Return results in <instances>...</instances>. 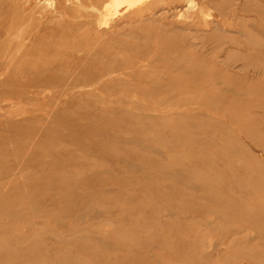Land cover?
<instances>
[{"label":"rangeland","instance_id":"374dc122","mask_svg":"<svg viewBox=\"0 0 264 264\" xmlns=\"http://www.w3.org/2000/svg\"><path fill=\"white\" fill-rule=\"evenodd\" d=\"M55 1L0 0V264H264V0H197L183 17L186 0H145L111 29L94 7L113 0Z\"/></svg>","mask_w":264,"mask_h":264},{"label":"bare ground","instance_id":"6f19581e","mask_svg":"<svg viewBox=\"0 0 264 264\" xmlns=\"http://www.w3.org/2000/svg\"><path fill=\"white\" fill-rule=\"evenodd\" d=\"M48 1H49V2H48V4H49V3L51 2V0H48ZM63 1H64V0H63ZM79 1H80V0H79ZM97 1H98V0H97ZM142 1H145V0H113L112 3H109V5L107 4V5H104V6H96V7H94V9L97 10L98 12H100V14H101L100 19L98 20V24H99V25H102V27H103V26H105V27H109L112 18H114L115 16H117V15L119 14V12H120V7H121V6H123V5L126 6V10H125V12H127V11H128V12H129V11L131 12V10H133V11L141 10V5H142V4H141V5H139V4L142 3ZM156 1H157V0H156ZM201 1H202V0H201ZM207 1L210 2L211 0H210V1L207 0ZM255 1H256V0H255ZM45 2H46V1H45ZM55 2L57 3L58 1L56 0ZM55 2H54V3H55ZM68 2H69V1H68ZM153 2H155V0H154ZM167 2H168V1L166 0L165 3H167ZM211 2H212V1H211ZM65 3H66V2H65ZM96 3H98V2H96ZM206 3H207V2H206ZM44 4H45V3H44ZM52 4H53V3H52ZM57 4H58V3H57ZM93 4H94V3H93ZM149 4H150V3H149ZM149 4H148V6L150 7L151 5H149ZM210 4H211V3H210ZM256 4H257V3H256ZM256 4H255V5H256ZM50 5H51V3H50ZM54 5H55V4H54ZM58 5H59V4H58ZM66 5H67V3H66ZM174 5H175V4H174ZM181 5H182V4H181ZM201 5H202V4H201ZM201 5H200V7H201ZM211 5H212V4H211ZM262 5H263V4H262ZM40 6H41V5H40ZM42 6H43V5H42ZM52 6H53V5H52ZM55 6H56V5H55ZM60 6H63V5H59V7H60ZM125 6H124V7H125ZM176 6H177V5H176ZM176 6H175V7H176ZM59 7H58V8H59ZM74 7H75V6H74ZM90 7H92L91 9H93V6H90ZM109 7H113V8H114V12L111 13V14H109V15L104 14L103 11H104L105 9H108ZM145 7L147 8V6H145ZM198 7H199V4H198L197 0H186L185 5H183V7L180 8V9L183 11V12L181 13V16L183 17V15H185L186 13H190V12H193V11H194V13H197L196 10L198 9ZM206 7H207V5H206ZM210 7H211V6L209 5V9L211 10L212 7H211V8H210ZM260 7H261V6H260ZM44 8L46 9V8H48V6H46V7L44 6ZM53 8H54V7H53ZM58 8H55V10H56V9L58 10ZM87 8H89V7H87ZM176 8H177V7H176ZM178 8H179V7H178ZM213 8H214V7H213ZM257 8H258V7H257ZM263 8H264V6H263ZM41 9H42V7H41ZM45 9H44V10H45ZM76 9H77V8H76ZM164 9H165V8H164ZM216 9H217V8H216ZM254 9H255V7H254ZM42 10H43V9H42ZM42 10H41L40 12H42ZM44 10H43V11H44ZM60 10L62 11V7L60 8ZM78 10H79V9H78ZM84 10H85V9H84ZM87 10H89V9H87ZM145 10H146V9H145ZM175 10H176V9H175ZM255 10H256V9H255ZM61 11H59V12L61 13ZM63 11H64V10H63ZM133 11H132V12H133ZM161 11H163V10H161ZM165 11H166V10H165ZM168 11H169V9H168ZM168 11H167V12H168ZM170 11H171V10H170ZM173 11H174V10H173ZM197 11H198V10H197ZM205 11H208V10H205ZM256 11H257V10H256ZM260 11H261V10H260ZM45 12H46V11H45ZM51 12H52V11H51ZM123 12H124V11H123ZM123 12H122V13H123ZM154 12H155V11H154ZM57 13H58V11H57ZM62 13H64V12H62ZM62 13H61V14L58 13L59 16H57V17H60V15H61V16L65 15V14H62ZM120 13H121V12H120ZM157 13H158V12H157ZM169 13H170V12H169ZM172 13L175 14V12H172ZM209 13H210V12H209ZM43 14H44V12H43ZM46 14H47V16H48V13H47V12H46ZM66 14H67V13H66ZM160 14H161V13H160ZM160 14H158V15H160ZM179 14H180V13H179ZM259 14L261 15V13H259ZM155 15H157V14L155 13ZM161 15H162V14H161ZM197 15H198V13H197ZM45 16H46V15H45ZM49 16H50V14H49ZM146 16H147V15H146ZM178 16H179V15H178ZM195 16H196V15H195ZM205 16H206V15H205ZM210 16H212V15H210ZM53 17H54V18L56 17L55 14L53 15ZM69 17H70V15H69ZM71 17H72V16H71ZM122 17H123V16H122ZM142 17H143V16H142ZM154 17H155V16H154ZM174 17H175V16H174ZM48 18H49V17H48ZM48 18H47V19H48ZM62 18H63V17H62ZM91 18H92V17H91ZM148 18H149V16H148ZM156 18H157V17H156ZM172 18H173V15H172ZM208 18H209V16H208ZM49 19H50V18H49ZM65 19H67V18H65ZM118 19H119V18H118ZM135 19L137 20V18H135ZM139 19H142V20H148L147 24L149 23V20H150V19L152 20V18H150V19L139 18ZM153 19H154V18H153ZM168 19H169V18H168ZM179 19H180V16H179ZM213 19H215V18L212 17V20H213ZM57 20H58V19H57ZM57 20H56V21H57ZM69 20H70V19H68L67 21H69ZM119 20H120V19H119ZM151 20H150V21H151ZM172 20H173V19H172ZM46 21H47V20H46ZM49 21H50V20H49ZM51 21H52V19H51ZM53 21H54V20H53ZM65 21H66V20H65ZM169 21H170V20H169ZM169 21H168V23H169ZM70 22L73 23L72 20H71ZM117 22H118V21H117ZM155 22H156V21H155ZM163 22H164V21H163ZM165 22H166V21H165ZM172 22H173V21H172ZM211 22H212V21H211ZM211 22H210V24H211ZM55 23H57V22H54V25H55ZM114 23H115V22H114ZM126 23H127V22H126ZM145 23H146V21H145ZM145 23H144V24H145ZM151 23L154 25V20H153V22H151ZM151 23H150V24H151ZM161 23H162V22H161ZM68 24H69V23H68ZM127 24H128V23H127ZM127 24H126V25H127ZM130 24H131V23H130ZM156 24H157V23H156ZM156 24H155V26L157 27ZM202 24H203V26H204V23H202ZM208 24H209V23H208ZM69 25H70V24H69ZM77 25H78V24H77ZM85 25H86V24H85ZM85 25H83V26L85 27ZM113 25H114V24H113ZM113 25H112V26H113ZM132 25H133V24H132ZM212 25H214V24H212ZM55 26H56V25H55ZM121 26H122V25H121ZM123 26H124V25H123ZM123 26H122V27H123ZM147 26H148V25H147ZM155 26H154V27H155ZM158 26H161V25H158ZM162 26H165V25H162ZM167 26H168V25H167ZM214 26H215V25H214ZM214 26H213V27H214ZM60 27H61V26H60ZM60 27H59L58 29H60ZM105 27H104V28H105ZM122 27H121V30L124 31L125 29L122 28ZM134 27H135V26H134ZM144 27H145V26H144ZM148 27H149V26H148ZM148 27H145V28L149 29L150 27H149V28H148ZM151 27H152V26H151ZM154 27H153V28H154ZM210 27H211V26H210ZM76 28H77V27H76ZM109 28H110V27H109ZM112 28H115V27H112ZM119 28H120V27H119ZM145 28H144V30H145ZM167 28H168V27H167ZM167 28H166V29H167ZM169 28H170V27H169ZM176 28H178V27L176 26ZM185 28H186V27H185ZM185 28H184V29H185ZM193 28H194V27H193ZM110 29H111V28H110ZM156 29H157V28H156ZM163 29H164V28H163ZM171 29H173V28H171ZM174 29H175V28H174ZM23 30H24V28H23ZM95 30H96V28H95ZM101 30H104V29H101ZM107 30H108V29H107ZM114 30H115V29H114ZM161 30H162V27H161ZM161 30H160V31H161ZM177 30H178V29H177ZM181 30H182V29H181ZM187 30H188V29L186 28V31H187ZM189 30H190V29H189ZM208 30H209V29H208ZM111 31H112V30H111ZM118 31H119V30H118ZM154 31H155V30H154ZM173 31H174V30H173ZM173 31H172V32H173ZM179 31H180V30H179ZM179 31H178V32H179ZM184 31H185V30H184ZM184 31H183V32H184ZM190 31H191V30H190ZM193 31H194V30H193ZM193 31H192V32H193ZM220 31H222V30H220ZM99 32H100V31H99ZM99 32L97 33L98 35H99ZM107 32H108V31H107ZM107 32H105V33L107 34ZM125 32H128V31L125 30ZM134 32H135V30H134ZM134 32H133V33H134ZM136 32H137V31H136ZM144 32H145V31H144ZM151 32H152V31H151ZM161 32H162V31H161ZM163 32H164V30H163ZM165 32H167V31H165ZM169 32H170V31H169ZM175 32H176V30H175ZM180 32H181V31H180ZM108 33H109V32H108ZM122 33H123V32H122ZM122 33H121V34H122ZM130 33H131V32H130ZM130 33H129V34H130ZM202 33H203V32H202ZM109 34H110V36H111V35H112V32L109 33ZM113 34H114V33H113ZM123 34H124V33H123ZM123 34H122V35H123ZM126 34H128V33H126ZM134 34H135V35H134ZM134 34H132L133 37L130 35V36L133 38V40L135 39L134 37H136V33H134ZM144 34H145V33H144ZM153 34H154V33H153ZM204 34H206V35H204ZM204 34H203V36H207L208 33H204ZM74 35H75V34H74ZM76 35H77V34H76ZM122 35H121V36H122ZM137 35H138V37H139V39H140L139 34H137ZM141 35H143V34H141ZM22 36H23V34H22ZM77 36H78V35H77ZM80 36H81V35H80ZM110 36H109V38L111 39ZM123 36H124V35H123ZM130 36H129V37H130ZM155 36H156V35H155ZM96 37H97V36H96ZM98 37H99V36H98ZM138 37H137V38H138ZM72 38H74V37H72ZM78 38H79V37H78ZM142 38H143V37H142ZM153 38H154V37H153ZM158 38H159V36H158V37L156 36V41H157ZM163 38H164V36H163ZM97 39H98V38H97ZM110 39H109L108 41H110V43H111L112 41H111ZM139 39H138V40H139ZM25 40H26V38H25ZM60 40H61V38H60ZM60 40H59V41H60ZM63 40H64V38H63ZM63 40H62V41H63ZM78 40H79V39H78ZM99 40H100V39H99ZM154 40H155V38H154ZM166 40H168V38H166ZM169 40L171 41L172 39L169 38ZM93 41H94V40H93ZM97 41H98V40H97ZM118 41H119V40H118ZM140 41H142V40L140 39ZM151 41H152V39H151ZM170 41H167V45L170 44V43H168V42H170ZM104 42H105V41H104ZM113 42H114V41H113ZM115 42H117V41H115ZM138 42H139V41H138ZM143 42H144V41H143ZM153 42H154V41H153ZM164 42H165V40L163 41V43H164ZM60 43H61V42H59V44H60ZM76 43H78V42H76ZM107 43H108V42H107ZM107 43H106V44H107ZM110 43H109V45H108V44H107V45L110 46ZM139 43H140V42H139ZM139 43H138V44H139ZM144 43H145V42H144ZM157 43H158V42H157ZM161 43H162V42H161ZM161 43H160V44H161ZM163 43H162V44H163ZM95 44H96V43H95ZM95 44H94V45H95ZM119 44H122V43L119 42ZM125 44H126V43H125ZM129 44H131V42H130ZM138 44H137V45H138ZM162 44H161L159 47H161ZM164 44H165V43H164ZM164 44H163V45H164ZM122 45H123V44H122ZM142 45H143V44H142ZM171 45H172V44H171ZM189 45L192 46V44H189ZM92 46H93V45H92ZM92 46H91V47H92ZM108 46H107V47H108ZM116 46H118V45H116ZM119 46H120V45H119ZM173 46H174V45H173ZM191 46H190V47H191ZM84 47H85V46H84ZM159 47H158V48H159ZM164 47H165V46H164ZM164 47H162V48L164 49ZM174 47H175V46H174ZM174 47H173V49H175ZM180 47H181V50H182V46H180ZM190 47H189V48H190ZM88 48H89V47H88ZM88 48L85 47L84 49H87V50L89 51L90 49H88ZM109 48L111 49L112 47H109ZM166 48H167V47H166ZM166 48H165V51H167ZM170 48H172V46H171ZM170 48H168V50H169ZM91 49H92V48H91ZM103 49H104V48H103ZM110 49H109V50H110ZM138 49L140 50V48H138ZM142 49H143V48H142ZM176 49L179 50L178 47H176ZM104 50H107V51H108V49H106V48H105ZM117 50H119V49H117ZM129 50H130V48H129ZM158 50H161V49H158ZM171 50H172V49H171ZM181 50H180V51H181ZM188 50L191 51V49H188ZM192 50H193V49H192ZM84 51H86V50H84ZM95 51H96V52H94V53H95L94 56H95V55H97V56H101V55L103 54V52H104V51H103V52L100 53V55H99V54H96L98 50H95ZM124 51H125V50H124ZM136 51H137V50H136ZM140 51H141V50H140ZM142 51H143V50H142ZM162 51H163V50H162ZM162 51H161V52H162ZM169 51H170V50H169ZM169 51H168V53H172V52H169ZM174 51H175V50H174ZM190 51H188V52H190ZM91 52H92V50H91ZM100 52H101V51H100ZM131 52H132V51H131ZM145 52H146V51H145ZM145 52H144V53H145ZM158 52H159V51H158ZM158 52H157V54H158ZM163 52H164V51H163ZM182 52H185V51L183 50ZM89 53H90V52H89ZM127 53H129V52L127 51ZM135 53H136V52H135ZM150 53H151V52H150ZM154 53H156V51H155ZM168 53H167V54H168ZM173 53H174V52H173ZM191 53H192V52H191ZM74 54H76V53H74ZM77 54H78V53H77ZM115 54H116V52L113 53V55H115ZM142 54H143V53H142ZM161 54L165 55V52H164V53H161ZM188 54H189V53H188ZM80 55H81V54H80ZM87 55H89V54H87ZM91 55H92V53H91ZM91 55H90V57H91ZM111 55H112V54H111ZM126 55L128 56L129 54H126ZM143 55H144V54H143ZM150 55H151V54H149V56H150ZM158 55H159V54H158ZM158 55H157V56H158ZM163 55H161V56H163ZM171 55H172V54H170V56H171ZM81 56H83V54H82ZM97 56H95L94 58L96 59ZM117 56H118V55H116V57H117ZM119 56L122 57L121 54H120ZM124 56H125V55H124ZM124 56H123V57H124ZM133 56H134V58L131 56V57L133 58V59L130 58L131 60H134V59L136 58L134 54H133ZM137 56H138V55H137ZM139 56H140V54H139ZM155 56H156V55H155ZM170 56H168V57H170ZM191 56H192V55H191ZM70 57H72V56H70ZM116 57L114 56V57H112V58H115L114 60H116V59H117ZM123 57H122V58H123ZM128 57H129V56H128ZM145 57H146V55L144 56V59H145ZM83 58H84V57H83ZM118 58H119V57H118ZM122 58H121L120 60H122ZM165 58H166V57H165ZM179 58H180V56H179ZM181 58H182V57H181ZM183 58H185V56H184ZM74 59H75V60H74ZM97 59H98V58H97ZM97 59H96V60H97ZM108 59H109V58H108ZM127 59H128V58H127ZM130 59H129V61H130ZM136 59H137V58H136ZM152 59H153V58H152ZM73 60L76 61V57L73 56ZM79 60H80V59H79ZM89 60H90V59H89ZM114 60L111 59L112 62H113ZM117 60H119V59H117ZM117 60H116V62H117V65H118V63H120V61L118 62ZM140 60H141V59H140ZM77 61H78V60H77ZM90 61H92V60H90ZM105 61H107V60H105ZM175 61H177V60H175ZM71 62H72V61H71ZM93 62H94V60H93ZM122 62H123V61H122ZM136 62H137V60H136ZM143 62H144V61L142 60V63H143ZM168 62H169V60H168ZM172 62H173V61H172ZM73 63H74V62H73ZM95 63H97V62H95ZM108 63H110V61L107 62V65H108ZM128 63H129V62H128ZM130 63H134V62L132 61V62H130ZM138 63H139V60H138ZM146 63H147V62H146ZM157 63H158V62H157ZM173 63H174V62H173ZM100 64H101V63H100ZM122 64H123V63H122ZM144 64H145V63H144ZM144 64H143V66H140V68H143V67L145 68ZM94 65H95V64H94ZM112 65H114V63H113ZM120 65H121V64H120ZM123 65H125V62H124ZM137 65H138V64H136V66H137ZM145 65H146V64H145ZM167 65H170V64H167ZM171 65H172V64H171ZM121 66H122V65H121ZM152 66H153V65H152ZM164 66H166V65L164 64ZM107 67H108V66H107ZM107 67H105V68H107ZM111 68L113 69V67H111ZM146 68H147V67H146ZM148 68H152V67L148 66ZM148 68H147V70H149ZM166 68L168 69V66H167ZM171 68H172V67H171ZM115 69H116V68H115ZM167 69H164V71L167 70ZM113 70H114V69H113ZM131 70H132V69H131ZM147 70H145V75H146ZM170 70H171V69H170ZM107 71H108V70H107ZM152 71H153V70H152ZM159 71H160V70H159ZM164 71H162V72H164ZM149 72H150V71H149ZM160 72H161V71H160ZM160 72H159V73H160ZM168 72H169V69H168ZM170 72H171V71H170ZM179 72L181 73V70H180ZM111 73H112V71H111ZM138 73H139V72H138ZM138 73H136V74L139 75ZM140 73H141V72H140ZM152 73H153V72H152ZM152 73H150V75H151ZM157 73H158V72H157ZM176 73H177V72H176ZM176 73H175V72L173 73V75H172L173 77H172V78L175 77L174 79H177L176 77H178V76H174ZM108 74H109V71H108ZM155 74H156V73L154 72V75H155ZM169 74H170V73H169ZM169 74H168V75H169ZM182 74H183V73H182ZM184 74H185V73H184ZM95 75H96V74H95ZM150 75H148V77H149ZM156 75H157V74H156ZM156 75H155V76H153V75L150 76V77H153V78L156 77V79H155V83H154L155 85L158 84V82H157L158 78H157V77H159V76H156ZM98 76H99V75H98ZM109 76L111 77V75H108V77H109ZM184 76H185V75H184ZM105 77H107V75H105ZM105 77H103V80L105 79ZM113 77H116V76H113ZM113 77H112V78H113ZM144 77H145V76H144ZM146 77H147V76H146ZM150 77H149V78H150ZM169 77H171V76H169ZM96 78H97V77H96ZM142 78H143V77H142ZM180 78H181V76H180ZM100 79H101V78H100ZM146 79H147V78H146ZM151 79H152V78H151ZM159 79H160V77H159ZM163 79H164V78H163ZM174 79H172V82H174ZM186 79H187V78H186ZM85 80H86V79H85ZM110 80H112V79L110 78ZM117 80H118V78H117ZM117 80H115L116 83H117V84H115V85H118V84H119V88H120V83L122 82V81H121V77H120V79H119V80H120V83L117 82ZM122 80H124V79H122ZM169 80H170V79H169ZM169 80H168V81H169ZM177 80H180V81H181L182 79H179V78H178ZM95 81H96V80L92 81V82L94 83V85H95ZM107 81H108V80H107ZM115 81H114V82H115ZM129 81H130V80H129ZM134 81H135V80H133V84H132V85H131V84L129 85V87L132 86V89H133L134 86H138L139 84H140L139 87L142 86V84L140 83V82H142V81L137 82V83H139L138 85H134V83H135ZM158 81H159V80H158ZM162 81H163V80H162ZM162 81H159V84H158V85H161L160 82L162 83ZM184 81H185V80H184ZM86 82H88V81H86ZM110 82H111V81H110ZM125 82H126V83H125V84L122 83L121 86H122V85H125V86H126L125 88H127V85H128L129 83L127 84V80H126V79H125ZM156 82H157V83H156ZM166 82H167V81H166ZM175 82H176V81H175ZM181 82H182V81H181ZM186 82H187V81H186ZM96 83H97V82H96ZM137 83H136V84H137ZM142 83H144V82H142ZM163 83H164V82H163ZM169 83H170V81H169ZM176 83L179 84V82H176ZM176 83H175V85H177ZM183 83H185V82H183ZM86 84H88V83H86ZM112 84H114L113 81H112ZM167 84H168V83H167ZM167 84L165 85V83H164V87H165V86L168 87ZM180 84H181V83H180ZM91 85H92V83H91ZM91 85H90V86H91ZM115 85H114V86H115ZM145 85H146V84H145ZM145 85H144V86H145ZM148 85H149V84H148ZM155 85H154V86H155ZM80 86H81V84H80ZM105 86H107V85H105ZM150 86H151V85H149V87H150ZM162 86H163V85H162ZM107 87H108V86H107ZM139 87H134V88H136V89H137V88H138V89H141V88H139ZM149 87H148V88H149ZM170 87H174V84H173V86L170 84ZM187 87H188V86H187ZM115 88H116V86H115ZM117 88H118V87H117ZM117 88H116V89H117ZM123 88H124V87H123ZM143 88H144V87H143ZM150 88H151V87H150ZM150 88H149V89H150ZM154 88H155V87H154ZM168 88H169V87H168ZM168 88H167V89H168ZM138 89H137V90H138ZM149 89H146V86H145V90H149ZM152 89H153V87H152ZM152 89H151V90H152ZM158 89H159V88H158ZM174 89H175L176 92H177V90H179L178 87H175ZM185 89H186V88H185ZM112 90H114V89H111V90L109 89V91L113 92ZM155 90H157V88H156ZM160 90H163V91H164V89H160ZM208 90H209V89H208ZM86 91L88 92V90H86ZM94 91H95V90H93V92H94ZM109 91H108V92H109ZM139 91L141 92V90H139ZM163 91H162L161 94H163V96H164L165 91H164V92H163ZM166 91H167V90H166ZM179 91H180V90H179ZM212 91H213V90H212ZM77 92H78V91H77ZM93 92H92V90H91V92H88L87 95H88V94H91V93H93ZM108 92H107V93H108ZM111 92H110V93H111ZM142 92H143V90H142ZM142 92H141V93H142ZM144 92H145V91H144ZM146 92H148V91H146ZM157 92H159V90L156 91L155 93H156V95L158 94L157 96H161V94H159L160 92H159V93H157ZM176 92H175V94H176ZM136 93H137V92H136ZM136 93H135V94H136ZM148 93H149V92H148ZM155 93H152V94H155ZM167 93H168V92H167ZM171 93H173V92L171 91ZM178 93H179V92H178ZM212 93H214V92H212ZM93 94H95V93H93ZM128 94H130V93H128ZM142 94H143V95H142ZM142 94H141V97H142V96H145L144 93H142ZM149 94H151V93H149ZM152 94H151V95H152ZM169 94H170V93H169ZM169 94H168V96H169ZM96 95H98V93H96ZM100 95H101V94H100ZM100 95H99V96H100ZM102 95H104V94H102ZM105 95H106V94H105ZM146 95L148 96L147 93H146ZM151 95H149V97H151ZM108 96H110V95H108ZM108 96H107V98H109ZM133 96H134V95H132V97H133ZM136 96H138V98L140 97V95H138V94H136ZM122 97H125V96H122ZM122 97H121V98H122ZM126 97H127V96H126ZM152 97H153V95H152ZM170 97H171V96H170ZM110 98H111V97H110ZM115 98H116V96H115ZM121 98H120V99H121ZM127 98H128V97H127ZM130 98H131V97H130ZM142 98L144 99V97H142ZM117 99H119V97L116 98V100H117ZM165 99H166V98H165ZM168 99H169V97H168ZM209 99H211V98H209ZM122 100H123V99H122ZM117 101H118V100H117ZM135 101H137V100H135ZM123 102H124V101H123ZM139 102L141 103V101H139ZM157 103H158V102H157ZM162 103H163V102H161V104H162ZM145 104H147V107H150V106H151V105L149 106L148 103H145ZM124 105H126V104H124ZM183 105H185V104H183ZM134 106H135V105H134ZM132 107H133V106H132ZM135 108H136V107H135ZM135 108H133V111L137 110V109H135ZM143 108H144V107H143ZM153 108H154V106L151 107L150 110H152ZM193 108H194V107H193ZM134 109H135V110H134ZM140 109H141V108H140ZM144 109H145V108H144ZM148 109H149V108H148ZM154 109H155V108H154ZM191 109H192V108H191ZM194 109H195V108H194ZM131 110H132V109H131ZM157 110H159V109H157ZM125 111H127V110H125ZM154 111H156V110H154ZM164 111H165V110H164ZM164 111H163V112H164ZM129 112H131V111H129ZM159 112H160V113L162 112V109H161V108H160ZM163 112H162V113H163ZM124 113H125V112H124ZM135 113H136L135 116H140V115H137V112H136V111H135ZM156 113H158V111H157ZM160 113H159V114H160ZM131 114L133 115L134 112L131 113ZM159 114H158V117H159ZM163 114H165V113H163ZM168 114H169V113H168ZM171 114H172V113H171ZM178 114L180 115V113H178ZM199 114H201V113H199ZM127 115H128V114H127ZM142 115H143V114H142ZM149 115H150V114H149ZM166 115H167V114H166ZM169 115H170V114H169ZM176 115H177V114H176ZM179 115H177V116H179ZM181 115H182V114H181ZM185 115H186V114H184L183 116H185ZM192 115H194V114H192ZM201 115H202V114H201ZM203 115H204V114H203ZM128 116H131V115H128ZM133 116H134V115H133ZM144 116H148V115L146 114V115H144ZM152 116H153V115H151V117H152ZM170 116H171V115H170ZM186 116L188 117L189 115H186ZM199 116H200V115H199ZM142 117H143V116H142ZM142 117H141V119H142ZM165 117H166V116H165ZM167 117H168V115H167ZM174 117H175V115H174ZM189 117H192V116H189ZM194 117L196 118L197 116L195 115ZM194 117H193V118H194ZM143 118H144V117H143ZM145 118H146V117H145ZM145 118H144V119H145ZM147 118L149 119L150 117H147ZM153 118L155 119L156 117H153ZM160 118L163 119V117H161V116H160ZM168 118H171V117H168ZM168 118H165V119H168ZM176 118H178V117H176ZM138 119H140V118L138 117ZM154 119H153V120H154ZM158 119H159V118H158ZM161 119H160V120H161ZM178 119H180V118H178ZM142 120H143V119H142ZM150 120H152V118H151ZM156 120H157V119H156ZM218 120H220V119H218ZM148 121H149V120H148ZM148 121L146 120V122H148ZM157 121H158V120H157ZM157 121H156V122H157ZM184 121L186 122V119H185ZM214 121H216V120H214ZM153 122H155V121H153ZM153 122H152V124H153ZM215 123L217 124L218 121L215 122ZM218 124H219V123H218ZM231 126H232V125H231ZM229 127H230V126H229ZM235 127H236V126H235ZM241 129H242V128H241ZM227 130L229 131V129H227ZM233 130H234V129H233ZM242 130H243V129H242ZM242 130H241V131H242ZM46 131H47V130H46ZM48 131H49V130H48ZM243 132H244V131H243ZM234 133H235V130H234ZM234 133L231 134V135H232V136L234 135V138H235V134H234ZM245 134H246V132H245ZM116 135H117V134H116ZM247 135H249V134L247 133ZM240 137H241V136H240ZM240 137H239V134H238V135L236 134V138L241 139V142H242L243 140H242V138H240ZM245 137H246V136H245ZM247 137H248V136H247ZM101 138H103V137H101ZM113 139H114V138H113ZM115 139H116V138H115ZM119 139H120V138H119ZM232 140H233V139H232ZM248 140H249V139H248ZM119 141L121 142V140H119ZM125 141L127 142V140H125ZM126 142H124V143H126ZM239 142H240V140H239ZM241 142H240V143H241ZM244 142H245V141H243L241 144H243ZM231 143H232V142H231ZM111 144H112V143H111ZM133 145H134V144H133ZM136 145H137V144H136ZM136 145H134V146H136ZM146 145H147V144H146ZM151 145H152V144H151ZM244 145H246V144L244 143ZM247 145H248V144H247ZM111 146H112V145H111ZM116 146H117V142H116ZM116 146H114V147H116ZM118 146H120V145L118 144ZM121 146H122V145H121ZM232 146H233V145H232ZM236 146H238V145H236ZM248 146H249V145H248ZM126 147H127V146H126ZM137 147H138V146H137ZM140 147H141V146H140ZM148 147H149V146H148ZM153 147H154V146H153ZM233 147H234V146H233ZM242 147H243V146H242ZM89 148H90V147H89ZM243 148H244V147H243ZM153 149H154V148H153ZM234 149H235V148H234ZM239 149H240V148H239ZM88 150H89V149H88ZM148 150H149V149H148ZM154 150H156V149H154ZM157 150H158V149H157ZM159 150H160V148H159ZM240 150H241V149H240ZM242 150H243V149H242ZM248 150H249V148H248ZM250 150L252 151V149H250ZM86 151H87V150H86ZM99 151H100V150H99ZM229 151L232 152L231 150H229ZM243 151H244V150H243ZM243 151H242V153H243ZM245 151H247V150H245ZM89 152H90V151H87V153H89ZM93 152H94V150H93ZM145 152H146V151H145ZM96 153H97V152H96ZM154 153H155L156 155H159V153H158V154H157L156 152H154ZM232 153H233V152H232ZM253 153H254V155H256L255 157L258 156L257 153H255L254 151H253ZM91 154H92V152H90V155H91ZM93 154L95 155V153H93ZM106 154H107V153H106ZM144 154H145V153H144ZM147 154H148V153H147ZM149 154H150V153H149ZM149 154H148V155H149ZM164 154H165V153H164ZM109 155H110V154H109ZM150 155H151V154H150ZM104 156H105V155H104ZM152 157H154L153 154H152ZM156 157H158V156H156ZM158 159H160V155H159V158H158ZM161 159H163V157H162ZM257 159H258V158H257ZM259 159H260V158H259ZM147 160H148V159H147ZM153 160H154V159H153ZM163 160H164V159H163ZM257 161H258V160H257ZM263 161H264V160H263ZM109 162H110V161H109ZM161 162H163V161H161ZM143 163H145V162H143ZM150 163H152V162H150ZM163 163H164V165L161 166L162 168L165 167V162H163ZM259 163H260V162H259ZM111 164H112V163H111ZM111 164H110V165H111ZM156 164L159 165L158 163H156ZM160 164H161V163H160ZM124 165L127 167L128 163H127V165H126V163H124ZM129 165H130V164H129ZM140 165H142V164H140ZM152 165H153V164H152ZM161 165H162V164H161ZM180 165H182V164H177L176 167H179ZM260 165H262V164H260ZM125 166H124V167H125ZM138 166H139V165H138ZM138 166H137V167H138ZM147 166H148V164H147ZM150 166H151V165H149V167H150ZM159 166H160V165H159ZM170 166H171V165H170ZM137 167H136V168H137ZM141 167H142V166H141ZM145 167H146V166H145ZM155 167H156V166H154L153 168H155ZM161 167H160V168H161ZM127 168L129 169V167H127ZM130 168H132V167L130 166ZM146 168H148V167H146ZM151 168H152V166H151ZM156 168H157V167H156ZM160 168L158 167V172H159V169H160ZM162 168H161V169H162ZM169 168H170V167H169ZM169 168H166V167H165V168H163V169H166V171H167V169H169ZM179 168H180V167H179ZM182 168H184V167H182ZM188 168H189V166L186 167L187 172H188V170H190V168H192V167H190L189 169H188ZM128 169H127V170H128ZM132 169H134V167H133ZM142 169H143V168H142ZM148 169H149V168H148ZM171 169H174L175 174H177V171H178V170L175 171L176 168L171 167L170 170H171ZM143 170L145 171V170H147V169H143ZM143 170H142V171H143ZM170 170H168V172H166V173H167V176L169 175L168 173H169ZM191 170L193 171V170H195V169H191ZM261 170H262V169H261ZM261 170H260V172H261L260 175L263 173ZM131 171H132V170H130V172H131ZM142 171H141V172H142ZM147 171H148V170H147ZM160 171H162V170H160ZM195 171H196V170H195ZM195 171L192 172L193 175L196 173ZM101 172H102V171H101ZM106 172H107V171H106ZM113 172H115V171H113ZM130 172H128V173H130ZM149 172H150V171H149ZM154 172H155V171H154ZM131 173H132V172H131ZM159 173H160V172H159ZM171 173H173V170L170 171V175H172ZM188 173H189V172H188ZM192 173H189V174L192 175ZM197 173L200 174V173L198 172V170H197ZM197 173H196V174H197ZM133 174H134V173H133ZM175 174H174V176H176ZM146 175H148V174L146 173ZM151 175H153V174L151 173ZM160 175H162V174H160ZM200 175H201V174H200ZM157 176H158V175H156V176H154V177L157 178ZM162 176H164V175H162ZM178 176H179V178L181 177V175H179V174H178ZM178 176H177V177H178ZM186 176H188L187 173H186ZM131 177H133V176H131ZM131 177H130V178H131ZM142 177H143L144 180H145V174H144V176H142ZM154 177L151 176V179H152V178L154 179ZM168 177H170V176H168ZM177 177H176V178H177ZM189 177H191V176H189ZM193 177L196 178L197 176L194 175ZM261 177H262V176H261ZM68 178H69V177H68ZM71 178H73V177H71ZM71 178H70V179H71ZM86 178H87V177H86ZM146 178H147V177H146ZM156 178H155V179H156ZM158 178H159V177H158ZM160 178H161V177H160ZM171 178H172V177H171ZM174 178H175V177H174ZM181 178H183V177H181ZM184 178H187V177H184ZM63 179L66 180L67 177H66V178H63ZM70 179H67V180H70ZM87 179H88V178H87ZM87 179H86V180H87ZM164 179L166 180V178H164ZM67 180H66L65 182H67ZM71 180H72V179H71ZM74 180H75V179H74ZM147 180H149V179H147ZM171 180H173V178H172ZM181 180L185 181L184 179H181ZM187 180H189V179H187ZM126 181H127V180H126ZM151 181H154V180H151ZM174 181H175V180H174ZM178 181H179V180H178ZM61 182H62V180H61ZM61 182H60V183H61ZM63 182H64V181H63ZM63 182H62V183H63ZM84 182H85V181H84ZM87 182H88V181H87ZM132 182H133V181H132ZM175 182H176V181H175ZM67 183H68V182H67ZM126 183H128V185H129L130 182H126ZM137 183H138V182H137ZM133 185H134V184H132V186H133ZM188 185H190V184H188ZM191 185H193V184H191ZM68 186H69V185H68ZM68 186H67V187H68ZM134 186H136V184H135ZM200 186H202V185H200ZM200 186H199V187H200ZM69 187H70V188H72V187L74 188V185H73L72 187H71V186H69ZM184 187L186 188L185 185H184ZM195 187H196V185H195ZM193 188H194V187H193ZM201 188H202V187H201ZM183 189H184V188H183ZM189 189H190V188H189ZM191 189H192V188H191ZM73 190H74V189H73ZM185 190H187V188H186ZM192 190H193V189H192ZM69 191H70V190H69ZM181 191H182V190H181ZM71 192H72V190H71ZM183 192H184V191H183ZM67 193H68V191H67ZM67 193L64 194V195L67 196ZM77 193H78V192H77ZM74 194L76 195L75 192H74ZM68 195H71V194H68ZM72 195H73V193H72ZM72 195H71V197H72ZM84 195H85V194H84ZM90 195H91V194H89V196H90ZM174 195H176V194H174ZM174 195H173V198H174ZM62 196H63V195H62ZM68 197H69V196H68ZM88 198H90V197H88ZM88 198H87V199H88ZM66 199H68V198H66ZM178 199H180V198H178ZM72 200H78V199L75 198V199H72ZM174 200H176V199L174 198ZM70 201H71V200H70ZM180 201H181V200H180ZM180 201H179V202H180ZM66 202L68 203L69 201L67 200ZM66 202H65V204H66ZM71 202H72V201H71ZM190 202H191V200L189 201V203H190ZM75 203H76V201H75ZM172 203H173V202H172ZM174 203L176 204V202H174ZM191 203H193V202H191ZM191 203H190V204H191ZM68 204H69V203H68ZM71 204H72V203H71ZM86 204H88V203H86ZM63 205H64V202H63ZM76 205H77V204H76ZM92 205H93V202H92ZM196 205H197V204H196ZM87 206H88V205H87ZM93 206H94V205H93ZM93 206H91V208H92ZM95 206H97V205L95 204ZM163 206L165 207V205H163ZM50 207H51V206H50ZM52 207H53V206H52ZM52 207H51V208H52ZM55 207H56V206H55ZM55 207H54V208H55ZM70 207H71V206H69V208H68L69 210L71 209ZM85 207H86V206H85ZM34 208H35V206H34ZM37 208H38V207H37ZM54 208H53L52 211L55 210ZM89 208H90V207H89ZM32 209H33V207H32ZM44 209H46V208H44ZM48 209H50V208H48ZM48 209H47V210H48ZM62 209H63V208H62ZM64 209H65V208H64ZM72 209H73V208H72ZM72 209H71V212H72ZM84 209H85V208H84ZM87 209H88V208H87ZM35 210L37 211V209H34V211H35ZM40 210H41V209H40ZM57 210H58V209H57ZM65 210H66V209H65ZM69 210H68V211H69ZM88 210H89V209H88ZM88 210H87V211H88ZM60 211H61V208H60ZM68 211H67V213L70 212V211H69V212H68ZM83 211H84V214H85L86 211H85V210H83ZM94 211H95V210H94ZM14 212H15V210H14ZM71 212H70V213H71ZM81 212H82V211H81ZM19 213H21V212H19ZM49 213H50V211H49ZM67 213H66V214H67ZM82 213H83V212H82ZM13 214H14V213H13ZM46 214H47V213H46ZM50 214H52V213H50ZM60 214L62 215V212H61ZM107 214H108V213H107ZM109 214H111V213H109ZM58 215H59V213L57 214V216H58ZM61 215H60V216H61ZM77 215H78V213H77ZM54 216H55V215H54ZM54 216H53V217H54ZM84 216H85V215H84ZM111 217H112V216H111ZM55 218H56V216L54 217V219H55ZM76 218H77V217H76ZM105 218H106V217H105ZM105 218H101V219H105ZM107 218H108V217H107ZM58 219L60 220L61 218L58 217ZM98 219H99V218H98ZM56 220H57V219H56ZM95 220H96V219H95ZM58 223H59V222H58ZM59 224H60V223H59ZM83 234H84V233H82L81 235H83ZM85 234H86V233H85ZM88 235H89V234H88ZM75 236H76V235H75ZM90 237H91V239H92L93 235L91 234ZM88 238H89V237H88ZM88 238H87V239H88ZM94 238H96L95 235H94ZM87 239H86V240H87ZM86 240H85V241H86ZM88 240H89V239H88ZM101 240H102V239H101ZM76 241H77V240H76ZM96 241H97V240H96ZM96 241H94V242L96 243ZM103 241H105V240H103ZM74 242H75V241H74ZM80 242H81V241H80ZM82 242H83V241H82ZM91 242H92V241H89V245H90ZM94 242H92V243H94ZM64 243H68V242L65 241ZM71 243H72V242H71ZM85 243H86V242H85ZM104 243H106V242H104ZM75 244H76V243H75ZM80 244H82V243H80ZM80 244L78 243L79 248H81ZM108 244H109V243H108ZM84 245H85V244H84ZM84 245H82V247H83ZM91 245H93V244H91ZM94 245H95V244H94ZM96 245L98 246V244H96ZM86 246H88V245H86ZM97 246H95V248H96ZM100 246L102 247V244H101ZM90 247H92V246H89V249H88V248H86V249L89 251V250H90ZM98 247H99V246H98ZM83 248H85V246H84ZM99 248H100V247H99ZM99 248H98V249H99ZM98 249H97V250L95 249V250L98 251ZM100 249H101V248H100ZM81 250L84 251L83 249H81ZM92 250H93V247H92ZM93 251H94V250H93ZM93 251H92V252H93ZM86 252H87V251H86ZM86 252L84 251L83 253L86 254ZM89 252H90V251H89ZM89 252H88V253H89ZM99 252H100V250H99ZM99 252H98V253H99ZM80 253H81V251H80ZM90 253H91V252H90ZM131 253H132V252H131ZM59 255H60V253H59ZM80 255H81V254H80ZM92 255L95 256L94 254H92ZM57 256H58V255H57ZM61 256H62V255H60V256H58V257H61ZM97 256H98V255H97ZM97 256H96V257H97ZM59 259H60V258H59ZM44 261H45V260H44ZM59 261H61V260H59ZM58 264H59V263H58ZM104 264H105V263H104Z\"/></svg>","mask_w":264,"mask_h":264}]
</instances>
